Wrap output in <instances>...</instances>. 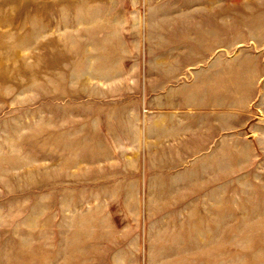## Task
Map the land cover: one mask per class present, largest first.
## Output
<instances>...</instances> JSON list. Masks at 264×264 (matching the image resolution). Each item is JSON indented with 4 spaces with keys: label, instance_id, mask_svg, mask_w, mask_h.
I'll return each mask as SVG.
<instances>
[{
    "label": "rangeland",
    "instance_id": "rangeland-1",
    "mask_svg": "<svg viewBox=\"0 0 264 264\" xmlns=\"http://www.w3.org/2000/svg\"><path fill=\"white\" fill-rule=\"evenodd\" d=\"M0 264H264V0H0Z\"/></svg>",
    "mask_w": 264,
    "mask_h": 264
}]
</instances>
